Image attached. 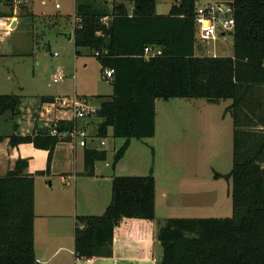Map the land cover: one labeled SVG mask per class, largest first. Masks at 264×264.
Here are the masks:
<instances>
[{
  "label": "trees",
  "instance_id": "obj_1",
  "mask_svg": "<svg viewBox=\"0 0 264 264\" xmlns=\"http://www.w3.org/2000/svg\"><path fill=\"white\" fill-rule=\"evenodd\" d=\"M3 1L7 6L11 0ZM230 1L232 56L218 57L195 55L196 0H173L166 15H156L155 0H74V56L80 57L79 49L89 50L102 78L106 69L113 70L112 95L100 103L96 124L98 139L110 131L113 138L126 140L113 169L130 139L154 136L156 100L231 101L224 115H230L233 126L232 168L225 176L231 183L232 214L167 219L156 233L162 253L157 264H264V0ZM22 13L33 17L26 8ZM7 15L0 10V18ZM145 48H159L160 54L145 59ZM19 104V96L0 95V117L8 113L13 121L8 145L32 144L47 151L46 170L35 174H48L60 141L50 128L15 135ZM53 126L61 132L71 123ZM105 159L104 150L85 149L83 175L92 177L95 163ZM27 167V159H18L0 177V264H36L34 176ZM154 195L152 174L112 177L104 212L75 218V258L110 257L114 230L123 220L154 221Z\"/></svg>",
  "mask_w": 264,
  "mask_h": 264
},
{
  "label": "rangeland",
  "instance_id": "obj_2",
  "mask_svg": "<svg viewBox=\"0 0 264 264\" xmlns=\"http://www.w3.org/2000/svg\"><path fill=\"white\" fill-rule=\"evenodd\" d=\"M218 1L226 0H196V7L211 6ZM3 2L1 0L0 10L9 15L0 19L10 24L12 33L0 32V95L20 97L17 122L20 133H24L25 125H30L32 113L37 114L39 125L43 126L47 119L59 120L67 111L69 114L62 117H71L69 104L73 98L85 99L93 107H99L112 95L111 84L101 77L95 57L82 48L80 57L75 58L73 40L62 35L72 34L74 0H11L7 6ZM172 3L173 0H155L156 15H166ZM56 4L60 9L55 8ZM24 8L31 12L32 18L23 15ZM217 15L220 20L230 17L228 13ZM201 46L203 51L197 52L201 56L232 55L229 32ZM59 72L64 79L54 83L52 78ZM42 97L53 101L41 103ZM230 102L156 100L152 138L130 139L114 169L113 158L126 140L113 138L110 131L107 138H96L93 145L106 152V159L94 165L96 178L78 175L76 182L67 180L66 187L53 177L52 188L45 187L44 179L36 178V202L46 203L48 199L59 197L60 202L69 204V211H77L79 216L84 215L81 213L100 216L104 210L97 209V205L110 203L112 179L108 181V178L152 174L155 236L158 228L170 218H229L231 183L225 176L232 168L233 126L230 115H224V110ZM51 125L53 123L44 128ZM100 141L104 145L101 146ZM36 165L40 164L33 162L30 167ZM83 170L77 161V171ZM215 173L220 178H214ZM59 186L67 190L66 194L59 193ZM93 203L97 207H93ZM71 241L69 236L67 242Z\"/></svg>",
  "mask_w": 264,
  "mask_h": 264
},
{
  "label": "crops",
  "instance_id": "obj_3",
  "mask_svg": "<svg viewBox=\"0 0 264 264\" xmlns=\"http://www.w3.org/2000/svg\"><path fill=\"white\" fill-rule=\"evenodd\" d=\"M129 10L131 12V8H129ZM227 13L230 15L229 12ZM10 29V24L0 19V32L2 31L4 35H10L12 33V29ZM220 36L224 37L225 35L220 34ZM202 51L203 48H201V51L196 50L195 55L200 56L197 52ZM262 89L264 90V88ZM68 112L69 111L66 113L69 114ZM66 113H63V115ZM63 115L60 116L59 120L68 121L69 118L72 117H62ZM59 120L47 119V122L43 123V126H40L37 114L32 113L30 125H25L24 133H20L17 128L14 134L20 136H33L39 129L47 127L48 124H52ZM16 121L19 122V117ZM259 129L262 128L259 127ZM12 130L13 121L10 115L5 114L0 117V167L2 168L0 177L8 170L12 169L14 163L18 159H27L28 167L26 173L34 176L33 228L35 261H39L42 264H157L160 261L162 253L161 247L156 240L154 224L153 222L144 220H123L121 222L114 230L111 247L112 255L110 257L77 260L74 256L73 245L75 218L79 216L77 211H69V204L60 202L61 200L59 197L58 199H48L46 203L38 204L35 197V179H44L46 188L53 187V177H57L60 181L59 184L66 187L69 185L67 180L73 179L76 182V177L78 175H83V152L85 149L82 148L78 150L77 147H72L67 141L59 142L53 151L48 174L37 176L35 174L37 171L46 170L47 151L36 149L32 144H20L16 147H10L8 145V137L13 134ZM90 148L96 149L94 145L86 149ZM77 161H79L83 171H77ZM33 162H38L40 165L30 167ZM114 176L115 175L112 177ZM112 177L107 180H111ZM93 178H96L95 170ZM99 187H102L101 183H99ZM58 191L61 195H64L67 190L59 186ZM93 204H95L93 207L98 206L97 209L102 208V210H105L107 207L106 205L96 206V203ZM81 214H84L82 216H94L86 214L95 213ZM69 236H71L72 240L70 244L67 242Z\"/></svg>",
  "mask_w": 264,
  "mask_h": 264
},
{
  "label": "built area",
  "instance_id": "obj_4",
  "mask_svg": "<svg viewBox=\"0 0 264 264\" xmlns=\"http://www.w3.org/2000/svg\"><path fill=\"white\" fill-rule=\"evenodd\" d=\"M1 2V0H0ZM56 9H59V5H55ZM221 12L215 4L207 7H196L194 24H195V36L199 44L214 42L220 34L225 35L233 28L234 21L231 17L226 20H220L217 13ZM222 13V12H221ZM145 59L160 54L159 49L145 48L143 52ZM97 56V53H96ZM113 77V70L106 69L103 74V78L107 81H111ZM64 79L62 72L53 76L52 81L54 83L61 82ZM58 102V100H55ZM54 103V102H53ZM72 110V117L68 121L71 123V128L66 131L58 132L57 129L52 126L49 129L51 136L57 137L60 142L67 141L72 147H80L83 149L92 147L96 137V124L97 112L99 107H93L87 100H79L73 98L69 104ZM55 121L53 125L56 124ZM94 130V133L92 131ZM104 145L103 141L99 143ZM96 148V147H95ZM36 264H42L36 261Z\"/></svg>",
  "mask_w": 264,
  "mask_h": 264
},
{
  "label": "water",
  "instance_id": "obj_5",
  "mask_svg": "<svg viewBox=\"0 0 264 264\" xmlns=\"http://www.w3.org/2000/svg\"><path fill=\"white\" fill-rule=\"evenodd\" d=\"M217 9H219L222 13L232 12L233 10V3L231 1H218L214 3ZM67 40H70L72 34H62ZM201 44H198L196 47L197 51H201Z\"/></svg>",
  "mask_w": 264,
  "mask_h": 264
}]
</instances>
